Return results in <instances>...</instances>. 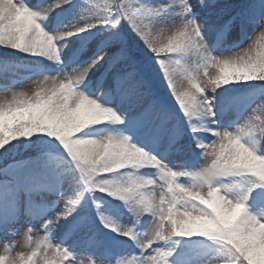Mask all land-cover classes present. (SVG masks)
I'll return each mask as SVG.
<instances>
[{
	"label": "snow or ice",
	"instance_id": "obj_1",
	"mask_svg": "<svg viewBox=\"0 0 264 264\" xmlns=\"http://www.w3.org/2000/svg\"><path fill=\"white\" fill-rule=\"evenodd\" d=\"M9 56L0 264H264V0H0Z\"/></svg>",
	"mask_w": 264,
	"mask_h": 264
},
{
	"label": "rangeland",
	"instance_id": "obj_2",
	"mask_svg": "<svg viewBox=\"0 0 264 264\" xmlns=\"http://www.w3.org/2000/svg\"><path fill=\"white\" fill-rule=\"evenodd\" d=\"M7 66L0 64V88H3L4 84H11L10 82H13L14 79H25V77L28 76V72L26 71V61L23 59L16 57V56H9L7 58ZM22 86H19L18 88H31L32 83L29 80L21 81ZM16 84H19L18 82ZM194 154L191 152H185L181 153L178 156H173L169 159V163L173 164L174 166L177 165L178 162L184 161L187 162L189 165H194L197 162L190 164V159L193 158ZM200 163H203L201 160ZM27 219L22 216L20 218V223L15 225L17 229H20L19 233L16 236H5L2 232H0V250H2V245L4 242L12 241L15 243V247L17 251L24 250L26 241L24 239L23 231H24V225L27 223ZM36 235H43L41 231H39V228H37V231L35 233ZM59 239V238H57ZM79 254L82 255L85 259L88 258L89 255H94L96 258H100V253L96 252L94 249L91 248H82L79 250Z\"/></svg>",
	"mask_w": 264,
	"mask_h": 264
},
{
	"label": "bare ground",
	"instance_id": "obj_3",
	"mask_svg": "<svg viewBox=\"0 0 264 264\" xmlns=\"http://www.w3.org/2000/svg\"><path fill=\"white\" fill-rule=\"evenodd\" d=\"M22 86V82H19V84H16V87Z\"/></svg>",
	"mask_w": 264,
	"mask_h": 264
},
{
	"label": "trees",
	"instance_id": "obj_4",
	"mask_svg": "<svg viewBox=\"0 0 264 264\" xmlns=\"http://www.w3.org/2000/svg\"><path fill=\"white\" fill-rule=\"evenodd\" d=\"M0 167H2V165H0ZM3 178V173H0V179Z\"/></svg>",
	"mask_w": 264,
	"mask_h": 264
}]
</instances>
